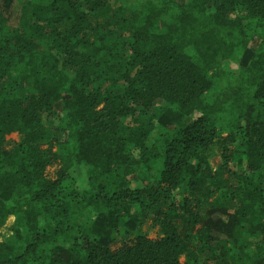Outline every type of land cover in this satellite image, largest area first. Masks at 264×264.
Listing matches in <instances>:
<instances>
[{"label":"trees","instance_id":"trees-1","mask_svg":"<svg viewBox=\"0 0 264 264\" xmlns=\"http://www.w3.org/2000/svg\"><path fill=\"white\" fill-rule=\"evenodd\" d=\"M127 1L0 0V264H264V0Z\"/></svg>","mask_w":264,"mask_h":264},{"label":"rangeland","instance_id":"rangeland-1","mask_svg":"<svg viewBox=\"0 0 264 264\" xmlns=\"http://www.w3.org/2000/svg\"><path fill=\"white\" fill-rule=\"evenodd\" d=\"M137 1H139V3H137V6H140L142 2L146 1V0H128L127 4H132V3H136ZM122 3H124V0H111V4L113 5L114 8H118L122 5ZM228 66V69H233L234 65H237L236 62L234 61H230L229 65L226 64ZM224 148V144L223 143H218L216 144L211 150H208L206 152V156L209 160V163L211 164V166L215 165L216 163V158L220 156L222 150ZM72 175L80 182L83 183L86 180V168L83 167L82 165H76L73 169H72ZM219 196V192H215L213 194V197L216 198ZM213 199V198H211ZM145 223L142 225L141 228V232L147 234L149 237L151 238H155L157 236L160 235L159 232V227L153 224V220L151 217H148L145 219ZM12 234V227H11V223H7L6 225H4L1 229H0V240H7L8 237ZM118 238H124L123 236L119 235L117 236ZM130 241V240H128ZM184 259V256H182V260Z\"/></svg>","mask_w":264,"mask_h":264}]
</instances>
